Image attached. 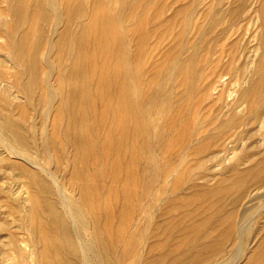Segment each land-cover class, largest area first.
Masks as SVG:
<instances>
[{"label":"rangeland","instance_id":"obj_1","mask_svg":"<svg viewBox=\"0 0 264 264\" xmlns=\"http://www.w3.org/2000/svg\"><path fill=\"white\" fill-rule=\"evenodd\" d=\"M16 1L0 0V110L26 145L0 138V264L30 247L52 263L65 254L32 239L30 210L42 201L31 166L49 185L56 178L83 212L94 264H261L264 115L252 117L264 111V0H144L118 28L94 0L82 9L55 0L47 18L58 12L59 22L37 16L50 0H19L20 13ZM36 21L44 36L33 45ZM81 24L89 27L82 54ZM117 29L125 54L116 59ZM116 61L127 62L131 96L118 77L113 85L106 79ZM78 63L84 78L68 74ZM135 107L142 124L131 118ZM78 111L87 117L70 128ZM11 237L25 239V251Z\"/></svg>","mask_w":264,"mask_h":264},{"label":"bare ground","instance_id":"obj_2","mask_svg":"<svg viewBox=\"0 0 264 264\" xmlns=\"http://www.w3.org/2000/svg\"><path fill=\"white\" fill-rule=\"evenodd\" d=\"M97 3L104 5V11L103 14L106 16V18L109 21L110 26H114L118 28V24H121L122 21H124L123 17L126 11L133 12L136 11L144 2V0H131V2H127L125 0H120V6L115 7L112 3V0H94ZM130 3V4H125ZM84 4V0H77V8L82 9V5ZM23 8H25V5H23L22 1H16L15 5L12 6V10L16 11V13H20L23 11ZM50 8L53 10H58L57 3L55 0H50L48 3H44L42 8L40 9V13L37 15L39 18H41L43 21L45 19H52L54 22H59L61 17L59 16V13L56 12V14L52 15L51 17L47 18L51 15ZM186 13H189V8H186ZM233 12V11H232ZM74 18H69L71 21H73ZM46 21V20H45ZM94 24H97L98 26V20L93 21ZM101 25H105L103 22ZM79 31L77 33V36L75 38V49L80 54L85 50L86 47V41H85V34L87 33L89 27L86 29V25L81 24L79 26ZM29 33L32 36V44L36 45L38 44L43 36H44V30L43 28H40L38 22L36 21L33 23V26L30 27ZM183 34V32H182ZM115 43V46L111 50L113 55L116 57V59L122 55L125 54V35H123L122 31L120 29H117V32L114 33V36L112 37ZM89 44V42H88ZM260 48L261 52L264 54V32L261 34V40H260ZM131 56V54H128V59ZM33 58L35 59V56L33 55ZM1 59V57H0ZM34 61V60H33ZM127 67V62L120 63L117 62L110 66L108 68L109 74L106 75V79L111 82V85L118 84L122 91H124L128 96H131L132 94V87L130 85L131 83V74L130 70ZM248 69V67H247ZM4 71L0 68V91L4 90L5 86L2 85L3 74ZM69 76H76L78 78H84L86 77L84 65L81 63H78L77 65H74L70 71L68 72ZM139 70H136L133 72L132 80H138L139 78ZM165 75L168 76V73ZM118 77V81H115ZM113 81H115L113 83ZM260 83L261 78L258 76L256 80L252 83V90H259L260 89ZM31 85H29L28 91H30ZM169 89L165 86L162 88V92L166 93ZM246 92V90H244ZM83 96V93H81ZM84 95H87V93H84ZM52 98V96L50 97ZM127 99V98H126ZM129 102V100L127 99ZM167 100H163L164 107H166ZM126 100L123 98L120 101V108H125ZM137 105L141 107L138 103ZM261 112V111H260ZM255 113V116L252 117V119H257L258 116H263L264 111L259 114ZM140 114L138 112V108L135 107L133 112L131 113V118H138V123L142 124L143 120L139 117ZM74 120L70 124V128L74 126V124L82 122L87 117V113L85 111H78L74 116ZM123 119L126 121L127 117L124 116ZM235 121V119H233ZM135 135H139V131L137 130ZM7 136H14L17 141V144L19 145H26V140L24 138V134H22L20 127L16 124L13 119L5 115L3 111L0 110V138L7 137ZM9 148L10 145H9ZM44 148V145H43ZM17 154L19 155L20 152L16 150ZM31 163L36 164L34 161H31ZM30 165V164H29ZM27 171L32 172L31 174H28L30 176V184L38 189L39 194L37 196L41 197L42 201V207L34 208L33 210H30L32 213H37L36 216H34L31 220H29L28 227L32 229L34 234V237L32 238L34 241H40L45 240L43 242V247L46 251L51 252L54 249L59 251H65V254L60 255L57 257L54 262L52 263L49 259L46 260L42 256L37 255V251L35 249H32L31 247L28 249L25 254L15 261L14 264H28L29 262L36 261L37 264H94L92 261V258L90 257V245L86 241L85 238V224L83 221V212L77 208L74 200H69L67 198V195L64 193V190L62 187L58 184V181L56 178L52 177L53 185H49L38 173L35 166L26 167ZM43 169V168H42ZM45 171V170H44ZM258 181H264V176L262 179ZM240 197V195H239ZM237 198V200L239 199ZM33 198H36V195L34 194ZM70 201V203H69ZM59 203V204H58ZM264 208V205L262 206ZM40 214V216H39ZM246 214V213H245ZM246 216H244L245 218ZM245 220V219H244ZM28 228V229H29ZM243 228V225L241 226ZM38 233V234H37ZM39 235V236H37ZM51 244V246L48 245V243ZM23 242H27L25 239L20 238L19 240H14L13 237L10 238V243L17 244L18 247L20 245L24 246ZM86 246V247H85ZM20 249V248H18ZM26 249L25 246L23 250ZM5 249H0V262H2L1 256L3 255V251ZM25 251V250H24ZM261 264H264V257L261 262Z\"/></svg>","mask_w":264,"mask_h":264}]
</instances>
